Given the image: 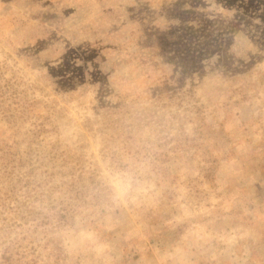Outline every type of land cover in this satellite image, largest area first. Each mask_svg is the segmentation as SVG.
Returning a JSON list of instances; mask_svg holds the SVG:
<instances>
[{"label":"rangeland","instance_id":"rangeland-1","mask_svg":"<svg viewBox=\"0 0 264 264\" xmlns=\"http://www.w3.org/2000/svg\"><path fill=\"white\" fill-rule=\"evenodd\" d=\"M0 264H264V0H0Z\"/></svg>","mask_w":264,"mask_h":264},{"label":"clouds","instance_id":"clouds-1","mask_svg":"<svg viewBox=\"0 0 264 264\" xmlns=\"http://www.w3.org/2000/svg\"><path fill=\"white\" fill-rule=\"evenodd\" d=\"M114 186L116 189V194L123 198L131 186V181L130 179L116 178L114 180ZM81 236L82 238H89L88 234L81 233Z\"/></svg>","mask_w":264,"mask_h":264}]
</instances>
